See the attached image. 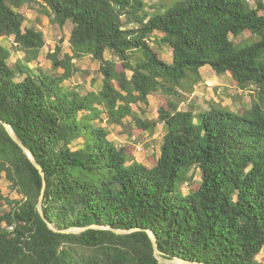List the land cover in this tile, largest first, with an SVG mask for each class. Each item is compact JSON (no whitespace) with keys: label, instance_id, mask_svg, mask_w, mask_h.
Wrapping results in <instances>:
<instances>
[{"label":"trees","instance_id":"1","mask_svg":"<svg viewBox=\"0 0 264 264\" xmlns=\"http://www.w3.org/2000/svg\"><path fill=\"white\" fill-rule=\"evenodd\" d=\"M35 3L72 24L71 53H47L62 73L31 66L46 41L21 8ZM86 54L102 78L82 94L63 82ZM204 66L252 85L251 105L181 110ZM152 93L162 96L154 121L134 113ZM128 116L138 131L166 127L151 167L101 124L124 127ZM0 119L44 173L0 123V179L19 196L0 184V264H264V0H181L154 13L145 0H0Z\"/></svg>","mask_w":264,"mask_h":264},{"label":"rangeland","instance_id":"2","mask_svg":"<svg viewBox=\"0 0 264 264\" xmlns=\"http://www.w3.org/2000/svg\"><path fill=\"white\" fill-rule=\"evenodd\" d=\"M146 9L150 13L161 12L168 8L175 6L181 0H145ZM41 9L39 4L35 3L32 6L24 5L21 12L24 14L26 20L25 25H32L44 33L46 44L40 53V57L31 63L33 68L40 67L48 73H62L61 68H55L52 61L47 57V53L53 52L57 45H60L62 50L58 55L62 58L64 53H71L68 37L72 27L71 23H67L63 27L50 22L48 15L45 12L39 11ZM231 40L238 44L246 41V37L240 35L233 37ZM5 44H9L10 39H4ZM162 59L170 60V48L168 46H156ZM18 55L12 53L10 61L15 60ZM74 65L79 69L70 79L63 83L70 86H77V89L85 94L90 90H98L102 75L99 71V62L91 58L89 54L84 55L79 59H74ZM206 71V70H205ZM210 71H213L210 69ZM207 73H205L206 75ZM214 74V73H213ZM215 76H219L214 74ZM202 82V81H201ZM197 84L192 93H184L183 101L180 103L181 110L191 109L193 106L194 112H199L203 109L215 107L218 109H233L237 110L244 106L251 105L252 91L254 87L241 89L232 80L230 74H225L214 81H205ZM160 96L157 93H152L149 96L148 105L140 104L134 113L136 116L146 120H156L157 118V104L160 101ZM218 102V103H217ZM220 103V104H219ZM222 104V105H221ZM212 105V106H211ZM226 105V106H225ZM98 121V120H96ZM103 126L109 129L108 139H110L117 147L119 146H133V156L135 160L142 164L151 167L155 158L160 154V146L162 144L163 135L166 131L164 123L158 122L152 132L138 131L136 124L131 116L124 120V127L116 125H106V122H101ZM195 179H199V174L195 175ZM0 184L3 193L12 198H18L16 192L11 190L9 183L4 176L0 179ZM184 192H188V188L184 186ZM159 259L163 258L159 255ZM264 257V248L257 255V260H262ZM168 261V260H165Z\"/></svg>","mask_w":264,"mask_h":264},{"label":"water","instance_id":"3","mask_svg":"<svg viewBox=\"0 0 264 264\" xmlns=\"http://www.w3.org/2000/svg\"><path fill=\"white\" fill-rule=\"evenodd\" d=\"M0 123L3 124V126L5 127V129L7 130L8 134L10 135V137L21 147V149L27 154L28 158L30 159V161L37 167V169L40 171V173L42 175H44L43 171H42V167L38 164V162L35 160L33 154L24 146V144L21 142V140L18 138V136L15 134L14 130L11 128V126L7 123H5L4 121H2L0 119ZM45 187H46V180L45 178H43V188H42V192L39 198V203H38V211L39 213L43 216V212H42V199H43V195H44V191H45ZM49 226L51 228L54 229L53 225L49 224ZM89 227H95V225H91L88 227H82V228H72V229H68V230H64V232H74V233H79ZM110 228V227H108ZM134 229L131 230H126V229H114V231L116 233H129L131 231H133ZM150 238L152 240L153 243V247H154V253L155 256L159 259V255L161 254V252L157 249V245H156V237L154 235V233L151 230H148ZM161 260V259H160ZM167 263H171V264H183V263H187V261L185 260H181V259H174L171 261H166ZM197 264H202V263H197Z\"/></svg>","mask_w":264,"mask_h":264},{"label":"crops","instance_id":"4","mask_svg":"<svg viewBox=\"0 0 264 264\" xmlns=\"http://www.w3.org/2000/svg\"><path fill=\"white\" fill-rule=\"evenodd\" d=\"M210 67H208V66H204V67H202L201 68V70H200V73H201V76H202V82H205V81H209V82H211V81H214L215 82V80L217 79V78H219V77H221V76H223V75H225V74H221V75H219V76H215L214 74H216L214 71H210ZM206 70V71H205ZM205 73H207L206 75H205ZM214 73V74H213ZM218 75V74H217ZM201 82V83H202ZM150 96V95H149ZM149 96H148V98H149ZM208 109V108H207ZM110 140V139H109ZM159 156V155H158Z\"/></svg>","mask_w":264,"mask_h":264},{"label":"built area","instance_id":"5","mask_svg":"<svg viewBox=\"0 0 264 264\" xmlns=\"http://www.w3.org/2000/svg\"><path fill=\"white\" fill-rule=\"evenodd\" d=\"M9 228H10V229H12V227H11V226H10Z\"/></svg>","mask_w":264,"mask_h":264}]
</instances>
